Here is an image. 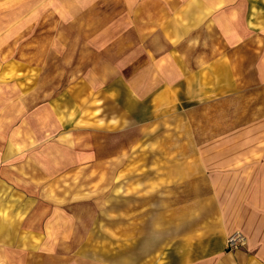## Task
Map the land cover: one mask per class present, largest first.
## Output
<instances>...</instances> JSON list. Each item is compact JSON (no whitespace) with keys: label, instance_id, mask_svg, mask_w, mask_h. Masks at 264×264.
<instances>
[{"label":"rangeland","instance_id":"obj_1","mask_svg":"<svg viewBox=\"0 0 264 264\" xmlns=\"http://www.w3.org/2000/svg\"><path fill=\"white\" fill-rule=\"evenodd\" d=\"M245 201L264 264V0H0V264H215Z\"/></svg>","mask_w":264,"mask_h":264},{"label":"crops","instance_id":"obj_2","mask_svg":"<svg viewBox=\"0 0 264 264\" xmlns=\"http://www.w3.org/2000/svg\"><path fill=\"white\" fill-rule=\"evenodd\" d=\"M203 169H201L199 172H194L192 174L193 178L197 177V175H204V172H202ZM208 171L207 175H211V169H206ZM226 174V173H224ZM200 179H203L200 177ZM216 185V184H215ZM224 186H231V182L229 180H224L223 182ZM231 193L229 192V196ZM244 198L246 199V194L244 193ZM226 205L223 206L222 211V218H217L214 221L208 222V224L205 227H201L200 230H202L204 235L203 236H191L190 240L189 238H185V248H192L191 250H185V254L190 255H202L205 254L207 260H212L217 258V261L215 264H258L261 262V257L257 258L256 255H254L253 260L247 259L246 262L244 261L243 254H228L225 252L226 249V242L229 235L234 233L235 231L239 230L243 232L247 237H250V243L253 245L254 242V234L253 231L255 230L252 225L253 221L248 216V212L246 209V201L241 204V207L245 206V209L242 211L238 209L237 211H234L232 208L231 202L225 203ZM240 207V205L238 206ZM240 207V208H241ZM199 230L197 227H195L194 231ZM196 239L197 243H193V240ZM254 254L257 255H264V250H260V247H255L253 250Z\"/></svg>","mask_w":264,"mask_h":264},{"label":"built area","instance_id":"obj_3","mask_svg":"<svg viewBox=\"0 0 264 264\" xmlns=\"http://www.w3.org/2000/svg\"><path fill=\"white\" fill-rule=\"evenodd\" d=\"M245 244H246V237L243 234L237 232L228 238L227 248L229 251L237 250Z\"/></svg>","mask_w":264,"mask_h":264}]
</instances>
